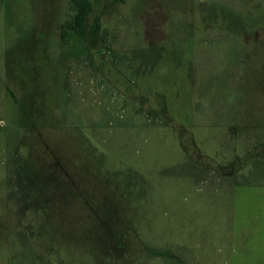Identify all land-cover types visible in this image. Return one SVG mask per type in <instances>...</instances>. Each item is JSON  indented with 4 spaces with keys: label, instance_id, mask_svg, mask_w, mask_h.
I'll list each match as a JSON object with an SVG mask.
<instances>
[{
    "label": "rangeland",
    "instance_id": "rangeland-1",
    "mask_svg": "<svg viewBox=\"0 0 264 264\" xmlns=\"http://www.w3.org/2000/svg\"><path fill=\"white\" fill-rule=\"evenodd\" d=\"M0 0V264H264V0Z\"/></svg>",
    "mask_w": 264,
    "mask_h": 264
},
{
    "label": "trees",
    "instance_id": "trees-1",
    "mask_svg": "<svg viewBox=\"0 0 264 264\" xmlns=\"http://www.w3.org/2000/svg\"><path fill=\"white\" fill-rule=\"evenodd\" d=\"M73 15L67 19L63 25L62 39L65 41L68 30L74 31L78 35H84L86 31L87 17L93 10L91 0H71Z\"/></svg>",
    "mask_w": 264,
    "mask_h": 264
}]
</instances>
